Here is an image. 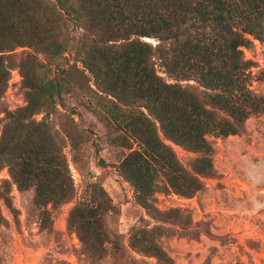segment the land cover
Wrapping results in <instances>:
<instances>
[{
  "label": "trees",
  "instance_id": "obj_1",
  "mask_svg": "<svg viewBox=\"0 0 264 264\" xmlns=\"http://www.w3.org/2000/svg\"><path fill=\"white\" fill-rule=\"evenodd\" d=\"M71 25L81 29L72 42ZM255 39L264 42V0H0V100L14 66L26 96L25 105L0 118V171L7 168L11 177L1 180L0 199L17 217L13 185L32 189L40 226L50 228L53 209L75 196L64 148L69 141L79 149L85 131L68 114L60 128L46 118L58 112L66 89V70L56 76L51 65L69 49L92 76L88 106L105 122L111 144L126 150L118 167L136 200L152 217L187 226L190 217L179 208L156 206V192L193 197L204 177L218 175L209 136L239 134L264 112L244 50ZM19 47L28 50L17 54ZM39 113H45L41 120ZM170 142L196 153L189 166ZM105 195L94 186L69 212L68 228L88 256L104 257L109 242L120 260L144 264L130 257L129 247L158 264H175L157 239L166 226L134 228L128 247L120 234L111 237ZM8 225L0 205V227Z\"/></svg>",
  "mask_w": 264,
  "mask_h": 264
},
{
  "label": "rangeland",
  "instance_id": "obj_2",
  "mask_svg": "<svg viewBox=\"0 0 264 264\" xmlns=\"http://www.w3.org/2000/svg\"><path fill=\"white\" fill-rule=\"evenodd\" d=\"M70 29L72 42V36L80 34L81 29L75 30L73 25ZM23 50L28 48L19 47L17 54ZM244 50L246 58L254 63L250 87L264 95V42L255 39L254 45ZM51 68L56 76L61 74L59 70H66L63 72L66 89L58 112L46 115L47 120L60 128L65 121L61 115L68 114L85 131L86 142L79 149L74 150L69 141L64 148L75 196L53 209L52 226L42 228L40 210L33 202L34 191H20L14 184L11 197L17 217L0 199L2 212L9 220L8 226L0 227V264H136L130 259L116 258L109 242L104 257L88 256L76 232L68 228L71 208L89 195L94 186L104 189L111 206L104 214L106 230L111 237L120 234L127 247L134 228L163 225L169 230L157 239L175 264H264V112L251 116L239 134L209 136L215 144L213 159L218 175L204 177L205 187L193 197L163 189L156 192L158 208H179L190 217L187 226L171 224L152 217L120 173L118 165L126 150L111 144L105 122L88 106L89 89L94 83L75 53L68 49ZM157 70L167 81H174L160 66ZM25 104L23 76L20 68L14 66L6 94L0 100V118L5 117V110L13 111ZM44 115L39 113L35 118L41 120ZM170 143L181 162L189 166L196 153ZM4 178L11 179L7 168L0 171V182ZM157 181L165 183L162 177ZM128 249L131 258L144 264H158L155 257Z\"/></svg>",
  "mask_w": 264,
  "mask_h": 264
}]
</instances>
